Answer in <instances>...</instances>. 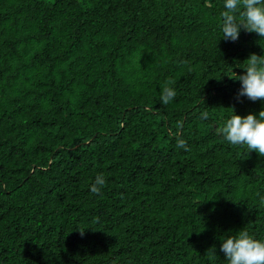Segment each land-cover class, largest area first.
I'll use <instances>...</instances> for the list:
<instances>
[{"label":"trees","instance_id":"trees-1","mask_svg":"<svg viewBox=\"0 0 264 264\" xmlns=\"http://www.w3.org/2000/svg\"><path fill=\"white\" fill-rule=\"evenodd\" d=\"M223 4L0 0V264H227L224 238L264 239V157L218 131L264 109L235 79L264 38L225 40Z\"/></svg>","mask_w":264,"mask_h":264},{"label":"clouds","instance_id":"clouds-1","mask_svg":"<svg viewBox=\"0 0 264 264\" xmlns=\"http://www.w3.org/2000/svg\"><path fill=\"white\" fill-rule=\"evenodd\" d=\"M223 8L220 27L225 40L236 41L241 29L264 38V0H224ZM235 79L241 81L238 98L246 96L252 101H264V56L251 54L246 59L245 72ZM173 84L174 81L167 80L161 85L160 100L164 105L176 97ZM201 118L207 119L208 113H202ZM180 127L182 125L178 123L177 128ZM218 131L231 145H246L249 151L255 150L264 157V109L258 115L249 113L243 116L235 112ZM176 135L177 148L187 150V142L179 132ZM106 183L105 176L97 174L90 185L91 193L100 194ZM220 250L225 253L227 264H264V239L256 238L246 228L224 238ZM215 256L214 248L210 258L214 259Z\"/></svg>","mask_w":264,"mask_h":264}]
</instances>
